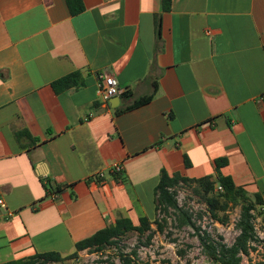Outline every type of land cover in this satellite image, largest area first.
I'll use <instances>...</instances> for the list:
<instances>
[{
  "label": "crops",
  "instance_id": "obj_1",
  "mask_svg": "<svg viewBox=\"0 0 264 264\" xmlns=\"http://www.w3.org/2000/svg\"><path fill=\"white\" fill-rule=\"evenodd\" d=\"M162 170L264 201V0H0V264L152 219Z\"/></svg>",
  "mask_w": 264,
  "mask_h": 264
},
{
  "label": "trees",
  "instance_id": "obj_2",
  "mask_svg": "<svg viewBox=\"0 0 264 264\" xmlns=\"http://www.w3.org/2000/svg\"><path fill=\"white\" fill-rule=\"evenodd\" d=\"M171 7L172 0H162L164 11H170ZM82 85L83 81L79 72L70 74L52 84L54 90L58 93ZM156 91L157 85L151 95L141 98L132 106L119 109L118 113L149 103L154 98ZM225 164L226 160L217 161L218 170ZM187 165L189 166L190 163H187ZM181 185L193 186L194 192L200 197L201 203L206 206L211 217L222 225L229 223L228 215L231 210L240 208V217L236 224L239 235L232 245L217 242L208 233L201 231L191 212L178 203L177 190ZM218 187H221L222 190H219ZM154 196L156 212L162 210L164 213L169 214L173 211L178 226L181 228L189 227L195 231L204 252L215 264H243V256L250 255L251 244L258 240L254 221L257 213L264 218V201L260 195L251 197L245 189L238 187L230 177L218 175L217 177L206 176L201 179H189L181 174L170 175L166 170H162L159 183L154 190ZM155 223L157 230L163 232L164 226L157 221ZM148 231L151 233L148 236L149 241L147 244H150L155 231L152 229V220L149 217H141L138 226H135L130 219L121 217L115 225L78 242L76 245L77 251L68 257L64 258L59 253L50 252L36 255L24 261H13L6 264H61L67 260L77 258L79 252L105 251L109 246L117 244L120 239L131 232L144 235ZM133 254L134 256L122 255L121 264H135L137 253Z\"/></svg>",
  "mask_w": 264,
  "mask_h": 264
},
{
  "label": "rangeland",
  "instance_id": "obj_3",
  "mask_svg": "<svg viewBox=\"0 0 264 264\" xmlns=\"http://www.w3.org/2000/svg\"><path fill=\"white\" fill-rule=\"evenodd\" d=\"M177 191L179 205L191 212L202 232L229 246L235 242L239 235L236 224L240 217V208L231 210L228 215L229 223L222 225L211 217L200 197L194 192L193 186L181 185ZM151 220L155 235L150 244L147 243L151 232L144 235L131 232L105 251H87L61 264H121L122 255L134 256L133 253H137L135 264H215L204 252L195 231L189 227L178 226L173 211L166 214L160 210L153 214ZM155 221L164 226L163 232L157 230ZM254 223L258 240L251 244L250 255L243 256V264H264V218L257 213Z\"/></svg>",
  "mask_w": 264,
  "mask_h": 264
},
{
  "label": "built area",
  "instance_id": "obj_4",
  "mask_svg": "<svg viewBox=\"0 0 264 264\" xmlns=\"http://www.w3.org/2000/svg\"><path fill=\"white\" fill-rule=\"evenodd\" d=\"M98 94L102 101L109 102L115 97H118L121 92V87L117 79L110 73L103 72L98 75ZM123 171V168L120 165H115L109 169V171H101L95 177L96 183L103 182L107 179L108 175L116 177L120 175ZM219 190H222L221 187H218ZM54 199H56L54 197ZM0 205L4 206V201L0 200Z\"/></svg>",
  "mask_w": 264,
  "mask_h": 264
},
{
  "label": "water",
  "instance_id": "obj_5",
  "mask_svg": "<svg viewBox=\"0 0 264 264\" xmlns=\"http://www.w3.org/2000/svg\"><path fill=\"white\" fill-rule=\"evenodd\" d=\"M114 101L117 102V106H118V105L120 104V98H119V97H115L114 99H112V100L110 101V104L112 105V107L115 108L116 106L113 105V102H114Z\"/></svg>",
  "mask_w": 264,
  "mask_h": 264
}]
</instances>
